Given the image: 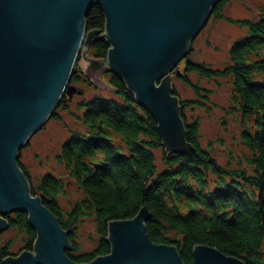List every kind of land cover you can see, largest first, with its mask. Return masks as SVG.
<instances>
[{"label":"trees","instance_id":"1","mask_svg":"<svg viewBox=\"0 0 264 264\" xmlns=\"http://www.w3.org/2000/svg\"><path fill=\"white\" fill-rule=\"evenodd\" d=\"M228 1L218 2L211 17L225 18ZM262 13L258 20L228 19L247 26L248 34L233 42L224 67L190 59L180 66L181 80L201 98L181 99L173 85L182 105L186 141L192 147L188 152L166 151L157 120L111 70L104 72L109 85L117 90L111 97L94 95L78 101L81 113L76 116L84 129H71L63 122L59 111L69 109L71 99L62 98L51 119L64 123L70 135L57 158L68 179L80 189L79 198L63 208L64 174L47 172L34 184L20 160L18 163L33 194L58 218L61 228L68 229L72 250L66 254L71 259L82 263L108 254V221L132 219L146 206L150 214L146 226L153 243L176 246L186 264H193L195 243L211 244L245 264H264V10ZM105 23L102 10L94 6L86 17L87 31L98 28L100 36ZM98 36L90 51L94 58L106 59L109 45ZM78 69H74L72 82L82 81L85 75ZM193 73L207 79L230 77L236 109L244 117H254V132L241 134L248 150L247 166L242 162L223 165L211 148L202 145L201 122L198 118L189 121L185 110L205 105L211 92L191 81ZM79 90L81 94L83 90ZM14 213L4 218L25 234L21 251H34L37 234L28 214ZM87 219L95 227L89 241L93 246L83 249L79 229ZM11 254L9 244L1 245L0 264Z\"/></svg>","mask_w":264,"mask_h":264},{"label":"water","instance_id":"2","mask_svg":"<svg viewBox=\"0 0 264 264\" xmlns=\"http://www.w3.org/2000/svg\"><path fill=\"white\" fill-rule=\"evenodd\" d=\"M220 1L0 0V233L10 227L4 216L14 212L27 213L37 233L34 251L9 255L4 264H186L176 246L153 243L146 206L132 219L108 221L109 254L75 262L66 254L68 229L33 194L18 161L62 98L77 92L71 82L80 56L96 85L117 91L97 77L103 70L122 77L157 120L167 152L191 150L171 73L180 74L179 62ZM94 6L105 17L100 36L98 28L87 31ZM96 36L109 45L107 63L85 57ZM193 257V264H245L206 243L193 245Z\"/></svg>","mask_w":264,"mask_h":264},{"label":"rangeland","instance_id":"3","mask_svg":"<svg viewBox=\"0 0 264 264\" xmlns=\"http://www.w3.org/2000/svg\"><path fill=\"white\" fill-rule=\"evenodd\" d=\"M262 10H264V0H229L224 10L225 18L216 19L211 17L212 15L210 16L206 25L194 38L191 50L181 60H184V62L180 66L184 67V63L188 62L189 59L217 68L227 65L229 62V51L233 42L248 34L247 26L229 21V18L235 20H258L263 16ZM90 50L86 52V58H94ZM104 60L106 63L108 62L107 58ZM87 66L88 60L80 56L75 68H79L78 70L82 69L85 75H82V81L71 82L77 88V92L74 93L70 100L69 109L59 111L63 122L71 129H84V126L76 116V114L79 115L81 113V110L78 109V101L80 99L84 98L85 100L94 95L111 97L113 93V91L95 84L92 76L85 73ZM104 72L105 70L100 71L97 77L109 85L108 77L105 76ZM171 74L174 75L173 73ZM175 75L178 77L173 76V85L176 87L181 99L201 100L192 87L181 80V74ZM189 77L193 83H197L203 88H209L211 92L210 97L204 103L205 105H196L185 110V115L189 121L198 118L201 122L202 145L206 148H211L212 153L223 165L236 166L237 163L242 162L244 166H247L244 158L248 154V150L242 143L241 134L245 130L254 132L252 131L254 128V117H244L236 109L237 106L232 100L231 78L207 79L200 78L195 73L190 74ZM89 80H91V84L88 83ZM79 89L83 90L81 94ZM68 127H65L61 121L50 118L45 126L31 138L29 145L22 150L20 158V163L27 169L34 184L47 172L64 174L67 188L66 193L60 197V201L65 209L68 208L70 201L76 200L81 195L80 189L68 179L64 166L57 158V155L61 152L62 144L70 135ZM157 156H159L160 160V153ZM94 229V223L89 219L85 220L82 228L79 229V239L82 242L83 249H89L93 246V243L89 241H91L90 237L93 235ZM0 234V246L9 244L12 254L21 252L24 246L25 234L19 228L11 227Z\"/></svg>","mask_w":264,"mask_h":264},{"label":"flooded vegetation","instance_id":"4","mask_svg":"<svg viewBox=\"0 0 264 264\" xmlns=\"http://www.w3.org/2000/svg\"><path fill=\"white\" fill-rule=\"evenodd\" d=\"M13 214H15V213H11L10 216H12ZM11 227H13V226L10 225L9 229H10ZM12 255H17V254H12Z\"/></svg>","mask_w":264,"mask_h":264}]
</instances>
